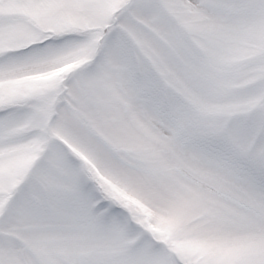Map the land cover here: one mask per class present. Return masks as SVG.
<instances>
[{"label":"snow or ice","instance_id":"obj_1","mask_svg":"<svg viewBox=\"0 0 264 264\" xmlns=\"http://www.w3.org/2000/svg\"><path fill=\"white\" fill-rule=\"evenodd\" d=\"M0 264H264V0H0Z\"/></svg>","mask_w":264,"mask_h":264}]
</instances>
